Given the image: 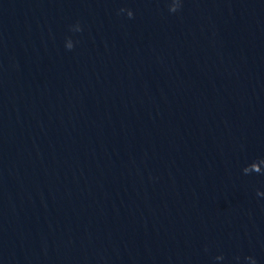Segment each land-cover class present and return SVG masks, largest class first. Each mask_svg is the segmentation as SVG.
I'll return each instance as SVG.
<instances>
[{
    "label": "water",
    "instance_id": "1",
    "mask_svg": "<svg viewBox=\"0 0 264 264\" xmlns=\"http://www.w3.org/2000/svg\"><path fill=\"white\" fill-rule=\"evenodd\" d=\"M0 264H264V0H0Z\"/></svg>",
    "mask_w": 264,
    "mask_h": 264
}]
</instances>
